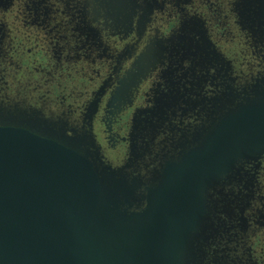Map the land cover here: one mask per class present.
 <instances>
[{
    "label": "flooded vegetation",
    "instance_id": "flooded-vegetation-1",
    "mask_svg": "<svg viewBox=\"0 0 264 264\" xmlns=\"http://www.w3.org/2000/svg\"><path fill=\"white\" fill-rule=\"evenodd\" d=\"M216 1L0 0V106L91 130L107 164L153 178L176 160L165 149L193 148L231 90L264 74V41L240 23L238 0ZM77 71L81 91L66 94ZM244 173V225L218 237L211 264H264V158Z\"/></svg>",
    "mask_w": 264,
    "mask_h": 264
},
{
    "label": "water",
    "instance_id": "water-1",
    "mask_svg": "<svg viewBox=\"0 0 264 264\" xmlns=\"http://www.w3.org/2000/svg\"><path fill=\"white\" fill-rule=\"evenodd\" d=\"M235 6L264 41V0ZM67 126L0 109V264H211L197 244L207 192L264 158V74L231 90L198 143L149 181L107 164L91 130Z\"/></svg>",
    "mask_w": 264,
    "mask_h": 264
},
{
    "label": "rangeland",
    "instance_id": "rangeland-1",
    "mask_svg": "<svg viewBox=\"0 0 264 264\" xmlns=\"http://www.w3.org/2000/svg\"><path fill=\"white\" fill-rule=\"evenodd\" d=\"M215 2V1H212ZM221 2H227V0H217L216 3L219 5ZM221 21V20H220ZM249 54V55H248ZM248 55V58L253 57V51H249V53L243 55L244 58ZM264 58V55L260 56V59ZM82 69L79 67L78 71ZM76 72L74 77L76 80L71 81V77L66 75L61 83L63 85H67V93L70 94L71 91L73 93H77V91H81V82L83 78H87L86 76L82 77L81 73ZM249 73V70H248ZM80 75V76H79ZM253 76V75H252ZM250 75L249 78H252ZM73 78V79H75ZM72 79V80H73ZM59 81H55L54 85L56 90L60 89ZM74 100V99H72ZM47 118V117H46ZM49 119V118H48ZM57 121V120H55ZM181 154L176 151V148L165 149L162 154V158H166V160H180ZM165 166V165H164ZM161 167V166H159ZM159 167H155L153 170L158 171ZM155 174V173H154ZM245 174V173H244ZM235 176V175H234ZM231 176L226 179V181H222L220 184L212 187L208 190L207 197L209 199L210 208H212V216L206 220L204 224L203 231L201 232L199 239L197 240V244L200 243L203 245L205 251L208 250L209 255L211 253L210 248L212 245L217 244L216 240L221 235V239L219 240L220 246L224 243L223 238H227L225 234L228 233L229 238L234 237L237 229H240V226L244 225V213L249 206V191H250V180L248 177L243 179L241 176H237L234 178ZM142 177V176H141ZM151 179V176L148 177V181ZM252 186V184H251ZM221 191V192H219ZM232 233V234H231ZM224 245V244H223ZM224 248V247H221Z\"/></svg>",
    "mask_w": 264,
    "mask_h": 264
},
{
    "label": "trees",
    "instance_id": "trees-1",
    "mask_svg": "<svg viewBox=\"0 0 264 264\" xmlns=\"http://www.w3.org/2000/svg\"><path fill=\"white\" fill-rule=\"evenodd\" d=\"M252 77L255 79V78H257V75L255 74ZM15 108H19V107H4V106H0V109H3V110H5V109H15Z\"/></svg>",
    "mask_w": 264,
    "mask_h": 264
}]
</instances>
